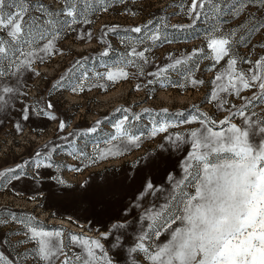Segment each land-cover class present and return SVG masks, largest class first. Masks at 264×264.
Returning <instances> with one entry per match:
<instances>
[{"label":"rangeland","instance_id":"374dc122","mask_svg":"<svg viewBox=\"0 0 264 264\" xmlns=\"http://www.w3.org/2000/svg\"><path fill=\"white\" fill-rule=\"evenodd\" d=\"M192 3L78 0L76 22L57 15L56 29L43 39L34 31L30 45H11L39 54L18 71L12 61L25 56L0 61V87L14 89L0 106V255L13 264H42L29 240V229L36 227L59 231L55 239L73 264H80L75 257L84 247L73 237L98 240L103 250H96L97 257L106 253L113 264H150L142 252L129 249L150 233L152 221L146 217L173 204L192 150L188 134L200 128L192 118L203 113L217 123L230 118L244 127V118L233 114L247 105L250 119L264 120V100L253 99L260 95L258 87L239 96L219 91L227 76L216 77L224 74L229 57L216 63L207 43L213 30L217 39L235 31L230 55L237 58L236 69L249 73L264 57V28L249 31L254 22H264V5L244 0L247 6L237 15L241 0H217L219 11L206 5L194 19ZM13 4L8 0L4 12H15ZM28 4L25 21L42 20L41 4L45 13H60L65 0ZM135 27L141 33L130 31ZM57 30L53 49L39 51ZM7 32L0 30V40H10ZM120 69L126 78L107 79ZM164 121L175 126L154 131ZM252 139L259 143L260 137ZM169 238L162 230L145 246L154 249ZM65 255L51 264H61Z\"/></svg>","mask_w":264,"mask_h":264},{"label":"snow or ice","instance_id":"6c2138e0","mask_svg":"<svg viewBox=\"0 0 264 264\" xmlns=\"http://www.w3.org/2000/svg\"><path fill=\"white\" fill-rule=\"evenodd\" d=\"M77 3L78 0H65V7L60 13H45L41 4L39 8L44 18L37 20L30 17L25 21L31 7L28 0H14L16 11L8 13L4 12L8 0H0V30L8 29L10 38L9 41L0 40V61L19 53L25 56V60L19 63L13 60L12 66L17 71L27 67L30 58L39 53L35 50L24 52L19 47L13 49L11 45L21 42L30 45L32 40L29 38L34 31L43 39L45 33L56 29L57 20L54 17L57 15L70 18L71 23L76 22ZM252 3L264 5V0H252ZM206 5L219 11L217 0H193L189 12L195 14L194 19L199 18V10H204ZM246 6L241 0V6L235 10V14L242 13ZM251 19L255 21L254 17ZM262 28L264 22H254L249 31ZM130 31L141 33L142 29L135 27ZM215 31L207 39L208 47L214 54L212 58L219 63L224 57H229L224 74L216 77L217 81H221L223 76H227V83H221L219 91L239 96L243 90L258 87L260 95L253 99L264 100V57L256 61L249 73L236 69L237 58L230 55L235 31L218 39L214 38ZM58 35L57 30L39 51L48 54ZM151 38L155 40L158 36L153 35ZM132 53L144 58V53H137L135 48ZM180 63L176 61V64ZM0 75H4L3 71H0ZM120 77H127L122 69L107 74V79L111 81ZM192 83L198 82L193 80ZM13 91L11 87H0V106L6 103L5 96ZM251 102L249 100L248 104ZM246 108L247 105L233 114L244 118V127L230 123V118L217 123L203 113L192 118L199 122L200 128L188 134L192 150L184 164V177L176 184L178 191L174 190L170 198L173 204L146 217L152 221L150 233L141 234L129 249L130 253L142 252L150 264H264V120L250 119L246 115ZM24 118L27 119V116ZM172 126H175L174 122L164 121L154 131L165 132ZM60 127L64 128L63 123ZM117 130L126 133L122 125H117ZM257 135L260 137L259 143L252 139ZM146 188L151 189L152 185L149 183ZM177 222L179 226L173 228L172 225ZM162 230L169 233L170 238L166 243L154 249L145 246V241L152 236L159 238ZM29 232V240L36 243V256L42 264H51L54 258L65 255L62 242L55 239L60 236L59 231L31 227ZM73 240L82 241L84 246L83 255H77L75 261L80 264H100L103 260V264H113L106 253L103 257H97L96 250H103L98 240L82 237H73ZM0 264L13 262L0 255ZM61 264H73V261L65 255Z\"/></svg>","mask_w":264,"mask_h":264},{"label":"bare ground","instance_id":"6f19581e","mask_svg":"<svg viewBox=\"0 0 264 264\" xmlns=\"http://www.w3.org/2000/svg\"><path fill=\"white\" fill-rule=\"evenodd\" d=\"M56 221V220H55ZM59 224L58 225H63V226H69L70 224L69 223H66L65 221H61V220H58L57 221ZM69 224V225H68ZM75 227V226H74ZM78 229V228H77ZM87 231V230H86ZM85 230H82V228L80 229V227H79V232H84V234L86 235V236H93L92 234L93 233H89V232H86ZM97 236V235H96Z\"/></svg>","mask_w":264,"mask_h":264}]
</instances>
